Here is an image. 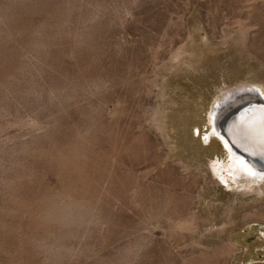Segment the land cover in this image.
<instances>
[{
	"label": "rangeland",
	"instance_id": "rangeland-1",
	"mask_svg": "<svg viewBox=\"0 0 264 264\" xmlns=\"http://www.w3.org/2000/svg\"><path fill=\"white\" fill-rule=\"evenodd\" d=\"M244 88L264 0H0V264H264V175L213 165Z\"/></svg>",
	"mask_w": 264,
	"mask_h": 264
},
{
	"label": "bare ground",
	"instance_id": "bare-ground-1",
	"mask_svg": "<svg viewBox=\"0 0 264 264\" xmlns=\"http://www.w3.org/2000/svg\"><path fill=\"white\" fill-rule=\"evenodd\" d=\"M185 55H189L188 50L179 48L174 54V59L178 60ZM251 89L253 90L254 88ZM245 90L247 89H242L243 92L234 91L229 93V98L225 101H222L213 113L215 132L222 136L224 146L226 149L231 151L229 157L232 161V164L234 162V164L240 165L225 166L224 162L219 163L217 160L213 164L214 171L215 173H218L221 170V167L224 165V167L227 169H239V171L234 174V176L245 173L247 175L250 174L252 176L260 177L264 175V172L260 170L261 166H259V164L261 163H259L254 158L261 156L264 162V154L262 153V151L264 152V133H255L251 123H253L255 120L257 122L260 121V114L261 117L264 118V96L260 97L258 94H254V92L251 90ZM235 106L238 108L234 109ZM232 109L234 110L226 116V113ZM215 114L218 116L215 117ZM260 129L261 132L262 126ZM210 138L211 136L207 137V140L205 141H209ZM251 150H253V152Z\"/></svg>",
	"mask_w": 264,
	"mask_h": 264
},
{
	"label": "water",
	"instance_id": "water-1",
	"mask_svg": "<svg viewBox=\"0 0 264 264\" xmlns=\"http://www.w3.org/2000/svg\"><path fill=\"white\" fill-rule=\"evenodd\" d=\"M262 153L264 154V152L262 151ZM262 165H264V164H259V166H262Z\"/></svg>",
	"mask_w": 264,
	"mask_h": 264
},
{
	"label": "snow or ice",
	"instance_id": "snow-or-ice-1",
	"mask_svg": "<svg viewBox=\"0 0 264 264\" xmlns=\"http://www.w3.org/2000/svg\"><path fill=\"white\" fill-rule=\"evenodd\" d=\"M205 140H207V137H205Z\"/></svg>",
	"mask_w": 264,
	"mask_h": 264
}]
</instances>
